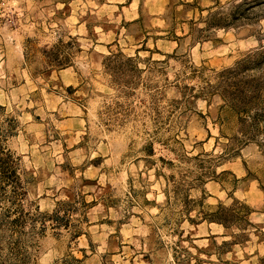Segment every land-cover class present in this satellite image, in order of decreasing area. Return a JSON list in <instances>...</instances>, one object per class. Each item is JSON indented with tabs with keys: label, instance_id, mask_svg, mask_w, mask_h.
Masks as SVG:
<instances>
[{
	"label": "clouds",
	"instance_id": "obj_1",
	"mask_svg": "<svg viewBox=\"0 0 264 264\" xmlns=\"http://www.w3.org/2000/svg\"><path fill=\"white\" fill-rule=\"evenodd\" d=\"M0 264H264V0H0Z\"/></svg>",
	"mask_w": 264,
	"mask_h": 264
}]
</instances>
